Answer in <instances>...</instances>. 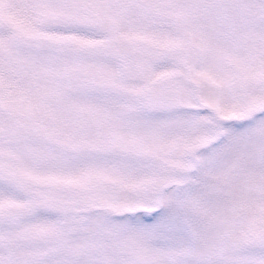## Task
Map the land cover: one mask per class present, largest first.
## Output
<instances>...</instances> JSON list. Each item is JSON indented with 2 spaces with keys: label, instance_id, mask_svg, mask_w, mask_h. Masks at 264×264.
<instances>
[{
  "label": "snow or ice",
  "instance_id": "snow-or-ice-1",
  "mask_svg": "<svg viewBox=\"0 0 264 264\" xmlns=\"http://www.w3.org/2000/svg\"><path fill=\"white\" fill-rule=\"evenodd\" d=\"M0 264H264V0H0Z\"/></svg>",
  "mask_w": 264,
  "mask_h": 264
}]
</instances>
